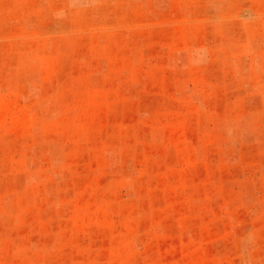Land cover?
<instances>
[{
  "label": "rangeland",
  "instance_id": "obj_1",
  "mask_svg": "<svg viewBox=\"0 0 264 264\" xmlns=\"http://www.w3.org/2000/svg\"><path fill=\"white\" fill-rule=\"evenodd\" d=\"M0 264H264V0H0Z\"/></svg>",
  "mask_w": 264,
  "mask_h": 264
}]
</instances>
